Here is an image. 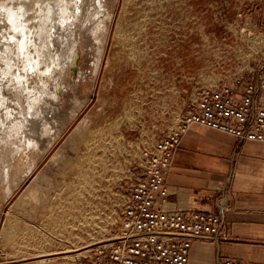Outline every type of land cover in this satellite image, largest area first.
Listing matches in <instances>:
<instances>
[{"label": "rangeland", "instance_id": "obj_1", "mask_svg": "<svg viewBox=\"0 0 264 264\" xmlns=\"http://www.w3.org/2000/svg\"><path fill=\"white\" fill-rule=\"evenodd\" d=\"M100 1L67 81L57 71L29 92L0 67V264H40L38 252L64 247L72 258L43 264H78L110 241L143 151L179 126L200 89L264 63V0ZM67 33L51 52L62 61Z\"/></svg>", "mask_w": 264, "mask_h": 264}, {"label": "built area", "instance_id": "obj_2", "mask_svg": "<svg viewBox=\"0 0 264 264\" xmlns=\"http://www.w3.org/2000/svg\"><path fill=\"white\" fill-rule=\"evenodd\" d=\"M193 127L264 143V63L232 84L198 91L179 126L143 151L118 233L87 251L78 264H188L193 242H220L218 215L164 210L169 197L166 175L184 135ZM222 238L227 240L228 235ZM222 264L244 262L227 259Z\"/></svg>", "mask_w": 264, "mask_h": 264}, {"label": "crops", "instance_id": "obj_3", "mask_svg": "<svg viewBox=\"0 0 264 264\" xmlns=\"http://www.w3.org/2000/svg\"><path fill=\"white\" fill-rule=\"evenodd\" d=\"M165 182L166 212L198 211L221 219L220 242H193L188 264L227 259L264 264V143L193 127L184 135Z\"/></svg>", "mask_w": 264, "mask_h": 264}, {"label": "bare ground", "instance_id": "obj_4", "mask_svg": "<svg viewBox=\"0 0 264 264\" xmlns=\"http://www.w3.org/2000/svg\"><path fill=\"white\" fill-rule=\"evenodd\" d=\"M3 1L0 0V67L2 66L5 71L15 75L14 80L17 85H22L23 89L29 92L45 85H54V75L57 71L60 75L58 78L61 81H67L75 64V55L82 49V42L85 41L83 39L86 32L85 25L89 21L92 22L94 18L99 17L101 12L98 10V6L102 1L95 0L96 3L91 8H87L89 0H8L9 2L6 4ZM66 32H68L66 35L68 45L62 52V55L63 53L66 55V60L62 61L61 54L56 53L53 55L51 52L53 47H57L58 40L65 36ZM56 52H58V49H56ZM57 89L59 90L58 87ZM47 97L48 95L43 94L40 98L44 99V101L42 100L44 104L49 100V97ZM35 107V105L29 103L28 118L30 116V125L37 131L39 122L34 118L32 111ZM73 173H66L64 179L66 180ZM42 174L43 172L36 175L32 182L40 181ZM65 180L64 182H66ZM28 192L29 190H26L21 197H26L29 194ZM47 209V205H43L44 214L48 211ZM4 227L2 226L3 229H5ZM95 241L97 240L95 239ZM70 252H72L70 247H64L63 250H43L38 252V255L40 254L38 262L40 264L54 262L58 258L49 255L62 253L65 254L64 257L72 258L73 255H67ZM86 252L84 251V253ZM77 255L79 256L81 253L79 252Z\"/></svg>", "mask_w": 264, "mask_h": 264}]
</instances>
